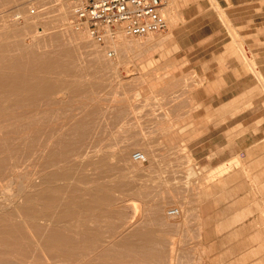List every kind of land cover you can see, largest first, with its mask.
Instances as JSON below:
<instances>
[{
	"label": "rangeland",
	"instance_id": "obj_1",
	"mask_svg": "<svg viewBox=\"0 0 264 264\" xmlns=\"http://www.w3.org/2000/svg\"><path fill=\"white\" fill-rule=\"evenodd\" d=\"M64 1L68 2V0ZM51 2V0H19L1 8L0 11H4V15H10L8 19L10 18L11 22H8L15 25L13 26L16 28L14 31H18L12 33L6 42H21L28 48H35L37 40L40 43V50H56L61 46L70 50L74 49L76 67L82 68L81 71H83L80 81L85 84L98 82L99 89H94L93 94L82 92L78 96L81 100L87 97L88 99H86L90 100L89 104L91 103L92 106H99L98 113L94 116L95 121L89 125L92 127H88L85 131L87 135L85 134L83 146H87L91 150L86 147L83 149L82 146L78 156L73 157V162L70 164L77 169H74L75 172L72 173L75 178L85 175L96 180L100 175H96L97 170H91V167L87 166L88 163H91L87 162L88 160L97 162L99 159H104L103 163L113 165L114 171L111 176L109 174L104 178L101 175L98 181L111 184L121 179L123 184L121 192L111 187L108 189L114 197L112 202L121 203L124 218L121 219L122 222L116 220L117 226L112 230L108 228L105 220L89 221V215L95 210L90 208L87 197L85 201L79 203L62 200L59 204L47 206L50 193L47 195L45 190L48 187L52 190L51 194L57 192L58 196L63 199L70 193L68 187H62L55 191L58 185L69 183V181L57 180L55 177L51 178L53 181L49 180L41 186L37 185V182L43 178V173L55 175L65 165L63 162L46 163L47 167L43 169L44 171L41 168L42 165L44 168L49 151L54 146L53 141L57 137L55 135L64 133L63 129H66V126L63 124L62 128L60 115L54 111L53 113L49 112L52 110V105L47 108L50 105L35 104L30 109L36 117L37 124L35 123L30 131L31 137L24 140L23 143L34 142L36 150L40 153L35 152L34 149L31 156L19 159L16 167L12 169L11 175L5 174L0 177V214L8 212L12 208H10L11 204L7 198L14 204L19 202L21 206L25 204L27 197L30 199L28 203L30 209L27 215L8 216L11 223H20L24 232L28 233V240L24 241L28 243V247L25 253L1 254L0 257L9 259L13 264L28 262L33 264H121L132 259L124 258L123 250L116 248L115 243L120 241L122 235L123 237L127 234L130 235L131 231L135 229H149L154 230L157 235L164 232L161 233L163 239L158 245L159 264H264V249L259 248L260 245L264 246V233L256 232L258 228L254 222L256 218L246 222L250 224V234L240 236L248 238L244 247L241 248L240 245L236 251H231L223 248L224 243L221 244V248H212L203 241L202 229L199 226L200 220L197 215L200 199L205 189L222 174L213 176L211 171L206 168L205 163L195 156L196 151L200 152L202 142L210 134L216 132L206 128L216 119L208 117L209 114H203L206 106L210 104V100L204 93L209 82L193 67L191 60L193 54H196L195 58L198 59L204 58L203 56L207 58L208 51H202L201 46L194 49L192 45L196 42H209L208 36L214 34L211 39V48L218 52L223 48L222 44L226 40V34L231 37L236 35L219 3L216 0H164L163 12L167 19V28L159 33L141 38H130L121 32L123 39L130 43V49L127 48L126 53L123 54L113 52V56H108L106 50H111L107 47L109 38L118 30H114L106 43H96L88 36L85 26L82 25L77 29L75 14L77 2L69 0L71 10L69 21L73 25L66 31V29H62L60 23H56V21L59 22V6ZM263 5L264 0H259V22L262 20L260 6ZM227 14L233 17L237 15L232 9ZM3 19L5 18H2L0 12V34L7 31L6 27L2 25L4 24ZM25 19L33 22L21 29ZM17 28L21 30H17ZM170 30L171 35L164 43L155 45L145 43L147 38L153 37L154 41H158L167 37ZM74 34L83 35L88 44L83 48H78L79 44L71 37ZM68 38H71L72 42ZM93 50L100 51L105 57L106 64L102 67L91 62ZM246 69H252L258 73V84L225 104L227 106L225 114L226 138L233 139L246 132L258 134V137L264 138V80L256 66H246ZM59 96L61 97L62 93L53 94L55 99H59L57 98ZM65 96L67 99L69 95ZM260 96L263 97L258 100L257 97ZM85 103L88 102L82 100L80 105H73L67 109L71 119H79L83 116L81 114L88 109ZM36 109L39 110L35 112ZM45 112L50 113L51 116ZM51 113L57 114L54 115L56 117H52ZM118 113H121L122 116H119ZM43 116L46 117V119L43 118L44 121ZM47 117L53 118L54 122ZM242 121L252 122L253 125L238 130L236 127L233 129L236 123ZM49 122L52 123H50L51 126ZM40 125L43 126V129ZM56 128L59 130L62 128L63 132L58 133L59 130ZM42 131H45V137ZM47 134L48 136L51 134L53 139L51 136V138L47 137ZM49 141L51 142L49 143ZM13 142L17 141L13 140ZM167 142L170 144H165ZM21 146L23 145L21 144ZM40 150L45 153H41ZM86 150L90 151L87 156L84 155ZM136 151L145 152L147 158L145 163H136L132 159V154ZM34 153H38L39 158ZM169 154L176 155L177 160L163 161L162 157ZM44 155H47L46 160ZM48 166L52 167L48 168ZM169 167L175 168L176 175L171 188L166 181V175H168L166 169ZM27 176H31V180L26 179ZM24 182L29 183L23 186ZM99 183L88 186L81 182L80 193L83 195L87 189L93 188ZM142 189L145 195H140V197L138 191H142ZM169 189L176 190V192L170 193ZM134 208L136 215L133 218V223H130ZM173 208H178L181 214L170 217L167 212ZM151 212L157 218L151 219L149 215ZM95 225H98L99 228ZM34 226L39 228L38 232L33 230ZM91 227H95L94 229H99L103 233L100 232L99 239L104 238L95 243L90 250L87 248L86 241H76L75 252L68 250L61 252L53 247L54 242L52 245H46L42 239L48 236L49 231L58 230L60 231L59 237L67 236L79 240L80 237L87 236L82 234V231L89 230ZM121 227H126V231L122 232ZM106 230L111 235H106ZM38 240H41V245H45L46 249L40 250V246L37 245ZM172 243L173 252L172 249H169ZM162 252L165 255L161 254Z\"/></svg>",
	"mask_w": 264,
	"mask_h": 264
},
{
	"label": "bare ground",
	"instance_id": "obj_2",
	"mask_svg": "<svg viewBox=\"0 0 264 264\" xmlns=\"http://www.w3.org/2000/svg\"><path fill=\"white\" fill-rule=\"evenodd\" d=\"M16 1H19V0H0V9L3 8L4 6L10 5ZM51 1L55 5L59 6V9H60L59 10L60 11L59 12L60 13L59 14V22L56 21V23H60V26L63 27L62 29H66V31H67V29L73 25V24L71 25V22L69 21V16H71L70 15L71 10L69 8V0H68V2L67 1L65 2L64 0H51ZM70 4H72V3H70ZM0 12L2 13V18H5L2 20L4 23L2 25H4L6 27V30H7L6 32L4 31L5 33L0 34V177L4 176L5 174H7V176L11 175L13 173L12 169L14 167H16V165L19 162V159L21 157L25 158V157L31 156L34 149H35V152L36 151L38 152V150H36V148H35L36 145L34 144V142L23 143L24 140L26 141L27 138L31 137L30 131L33 129V127L36 123V117L34 114H32L30 107L34 106L35 104H39V103H42V104L44 103L45 105L46 104L50 105V106H47V108L51 107V105H52L53 106L52 110L50 108L51 111H49V112L53 113V111H54L55 113L60 115L62 117V118L59 117L62 121L61 126L63 128V124H64V126H66V129H63L65 131H64V133H62L63 132L62 128L60 130L58 128H56V130H59L58 133H60V131H62L61 132L62 134L55 135V137L57 136L56 138L54 137L55 141L52 140L54 142V146L51 147V150L49 151L48 156L47 155L43 156L44 158L47 156L48 159L45 158V160L47 159V161H45L44 168H43V165L41 168L43 170V169H45V167H47V164H53L56 162H63L65 165L63 168H61L62 170L59 169L60 170L59 173H57L55 175H51L49 173H43V175H42L43 178H41L40 181L37 182L38 183L37 185L41 186L43 183H45V182L47 183L49 180H51L52 177H55V178H57V180H60V181H69V183L67 185H63V184L58 185L55 188V191H57L58 189H61L62 187H68L70 190V193L65 197V199H63L61 196H58L59 193H57V192L54 194H51L52 190L50 187H48V189H46L45 191H47V195L50 193V196H48L47 203L46 202L45 203L47 204V206H49L50 204L51 205L59 204V203H61L62 200L64 202L79 203L80 201H85L86 197H87V199L89 200L88 204H89L90 208L95 210L91 215L88 214L89 215L88 220L89 221L105 220L109 229L112 230V229L116 228V226H117L116 220L121 221V219L123 220L124 217H123V213L121 211V203L117 204L116 202L115 203L112 202V201H114V197L109 193L110 190L108 188H110V187L115 188V189H117V191L121 192V190L123 188L122 181H121V179H119L117 182H113L111 184H107L103 181L101 183H99L100 181H98V178L101 175H103L104 178L106 176H108L109 174L111 176V173L114 171L113 165H108L107 163H103L104 159H99V160H97V162L88 160L87 162H91V163H88L87 166H90L91 170H97L96 175H100L99 177L97 176L98 178L96 180L94 178H91L90 176H85V175H84V177L78 176L77 178H75V176L72 174L75 172L74 171L75 167L72 166V164H70L73 162L72 158L78 156L79 150L84 145V139H85V136L87 135V132H85V131H87L88 127L89 128L92 127V126L90 127L89 125L91 123L93 124V121H95L94 116L98 113V107L99 106L96 107L94 105L92 106L91 103L89 104L90 100H87L88 99L87 97H86L87 99L82 98V100H86L88 102V103H85L86 106L88 107V109L86 111H84L83 114H81L83 116L79 119H73V118L71 119V117H70L71 115L68 114L67 109L70 106L78 105V104L80 105V103H82V100L78 97L79 95H81L82 92L92 93V91L94 89H96V88L99 89L98 82L97 83H90L89 82V83L85 84V83L80 81V78L83 74L82 73L83 71H81L82 68L78 69L76 67L77 66L75 63L76 54H75L74 49L70 50L69 48L61 46V48H58L56 50H54V49H52V50H48V49L42 50L41 49L40 50L39 49L40 43L37 40L35 41V43H36L35 48H28V47L24 46L21 42H14V43L6 42L11 37L12 33H16L18 31H14L15 27H13V26H15V25L10 24V22H11L9 20L10 18L8 19V17L10 15L9 16H8V14H7V16L4 15V11H2V10ZM167 12H169V11H167ZM162 13L164 14L163 9H162ZM76 19H77V17H76ZM8 21H10V22H8ZM76 21H77V29L81 28L80 26L82 24L79 22L78 19ZM32 22L33 21H28L27 19H25L24 25L20 28L23 29L27 25L32 24ZM35 26H37V25H35ZM20 28H17V30ZM15 30H16V28H15ZM85 31L87 32V29H85ZM121 32L123 33V31L120 28H118V32H116L111 38H109L107 47L111 48V50L110 49L106 50V53L108 56H109L110 51L115 52L116 54L117 53L123 54V53H126L127 48H128V50L130 49L129 48V47H131L130 43L127 40L123 39V37L121 36ZM113 33L114 32H110L107 35V37L105 39V43H106L108 37H110ZM87 34H88V32H87ZM74 35H76V34H74ZM74 35L71 37H73L72 40L74 39L76 41V43L79 44V45H77L78 48L79 47L83 48L88 44L87 40H85L83 38V35H76V36H74ZM88 36H89V34H88ZM169 36H170V34L167 35V37L165 36L158 41H156V40L154 41L153 37L150 39L147 38V40H146L147 42H145V43H150V44H154V45L155 44H162L169 38ZM60 39H61V37H60ZM69 40H71V38ZM72 40H71V42H72ZM64 42H67V41L64 40ZM140 42H142V41H140ZM13 51H15V52H13ZM91 60H92L91 62L93 64H96V65L101 66V67L106 64L105 63V57L98 50L97 51L93 50V52L91 53ZM115 66H116V64H115ZM54 93H58V94L62 93V96L57 97L59 99H55L53 97ZM65 95H69L67 97V99H65V97H66ZM92 102H93V100H92ZM42 104H41V107H42ZM96 105H97V103H96ZM81 106H82V104H81ZM41 107H40V109H41ZM83 108H84V106H83ZM37 110H39V109H36L35 112ZM38 112L40 113L41 111H38ZM103 112H105V111H103ZM115 112L117 113L118 111L116 110ZM42 113L44 114V112H42ZM45 114L50 115V113H48V112H45ZM57 114H52V117L55 118L56 116H54V115H57ZM118 114H119V116H122L121 113H118ZM48 115H46V116H48ZM37 116H38V114H37ZM101 116H102V114H101ZM44 117L45 116H43L42 119ZM99 117H100V115H99ZM45 119H46V117H45ZM45 119H43V121ZM52 119L53 118H51L49 120L53 121ZM55 121H56V119H55ZM40 123H43V122H40ZM50 123L51 122H49V125H50ZM53 124H55V123H53ZM38 127H36V128H38ZM40 127H41V125H40ZM40 127H39V129H40ZM36 128H35V130L37 131ZM41 128L43 129V126ZM49 129H51V128H49ZM42 132H44L43 134L45 137V131H42ZM50 136H51V134L49 136L47 134V137L51 138L52 136L51 137ZM52 139H53V137H52ZM13 140H16L17 142H13ZM46 140H48V139H46ZM49 140H51V139H49ZM50 142L51 141H49V143ZM35 143H37V142H35ZM21 144L23 146H21ZM85 147L90 149L87 146H83V149ZM89 152L90 151L86 150V152H84V155L87 156V154ZM38 153H40V152H38ZM41 153H45V152L41 151ZM143 153L145 154V152H143ZM37 154H35V155H37ZM38 158H39V156H38ZM238 162H240V161H238ZM39 163L42 164L41 162H39ZM136 163H140V162H136ZM141 164H143V163H141ZM233 165H237V163L227 161V162L219 165L218 167L211 169L210 173H212L213 176L215 174L221 175V174L227 172L231 168V166H233ZM51 167L48 166V168H51ZM75 170H77V169H75ZM46 171H47V169H46ZM103 176L101 177V179L103 178ZM26 179L31 180V176L30 177L27 176ZM51 181H53V180H51ZM81 182L85 183L88 186H90L91 184H94V183H99V184H97V186H95L93 188L87 189V191L82 195L80 193V190H79V185L81 184ZM25 183L26 182H24V184H22V185L26 186L27 183H29V182H27L26 184ZM28 186H29V184H28ZM140 195L141 194L138 191V196H140ZM142 196H144L143 189H142ZM7 199L9 200V203L11 204V205H9L10 208L11 207L12 208L10 211H8L4 214H0V255L1 254L2 255H11L12 253H25L27 251L28 243H26L24 241H25V239L28 240V233L24 232V229L20 223H17V224L11 223L8 219V216H10V217L21 216L22 214L27 215L29 213V209H30V207L28 206L30 199L27 197L25 199V204L23 206H21L19 202L14 204L9 198H7ZM90 202H92V203H90ZM173 209H177L179 211V214H181L180 210L178 208H173ZM135 213H136V211L134 208V216L136 215ZM167 213H169V210ZM134 216L130 219V223L131 222L133 223ZM172 217H176V216H172ZM169 224H170V222H169ZM178 225H179V223H178ZM96 227L99 228L98 225ZM94 228L91 227L89 230L88 229L83 230L82 234H86L87 236L86 237H80L79 240L71 238V237H67V236L59 237L60 231H58V230L49 231L48 236L47 237L43 236L45 238H42V239L46 245H48V244L52 245V242H54L55 245L53 247H55V249L57 251H61V252L67 251V250L71 251V252H73V251L75 252L76 251V241H79V242L86 241L87 242L86 243L87 248L90 250L94 247L95 243L99 242L102 238H104L101 236L102 238L99 239L101 231L99 229H94ZM128 228H130V227H128ZM122 229H123V231H126V227H123ZM33 230L38 232L39 228L37 226H34ZM107 234H110L108 232V230H106V235ZM137 234H138V232L136 230V232H133L130 235L127 234L124 237L122 235V237L120 238V241L115 243L116 248H121V250H123L122 256H124V258L132 259L129 262H123L121 264H159L160 263L159 262L160 261L159 260V258H160L159 253L160 252L158 250V247H152L150 250H147L145 247V245H146L145 239H143V237H140ZM31 235H33V233H31ZM40 241L38 240V242H37V245L40 246V250L46 249L45 248L46 246L43 244L41 245ZM153 243L156 244L155 239L153 240ZM169 247H170L169 249L171 250L172 247H174L173 243H172V246H169ZM82 248L84 250L83 246H82ZM172 252H173V249H172ZM161 254H164V253L162 252ZM168 262L169 261L167 260V263ZM0 264H13V263L9 259L0 257ZM26 264H33V263L28 262Z\"/></svg>",
	"mask_w": 264,
	"mask_h": 264
},
{
	"label": "crops",
	"instance_id": "obj_3",
	"mask_svg": "<svg viewBox=\"0 0 264 264\" xmlns=\"http://www.w3.org/2000/svg\"><path fill=\"white\" fill-rule=\"evenodd\" d=\"M216 1L236 35L231 37L226 34L223 48L218 52L211 48L214 34L208 36L209 42H196L192 45L194 49L201 46L202 51H208L207 58L203 56L204 58L198 59L195 58L196 54H193L191 60L193 67L209 82L204 93L210 104L206 106L203 114H209L208 117L216 119L206 127L216 132L202 142V148L199 153L196 151L195 156L203 161L210 171L227 161L236 162L237 165L231 166V170L208 185L200 199L197 215L206 244L212 248H221L224 243V249L236 251L240 245L241 248L244 247L248 239L247 236H240L250 234V224L246 223L250 219L256 218V232L264 233V138L250 132L233 139L226 138L225 104L258 84V73L246 69V66H256L264 80V5L260 6L262 20L259 22V0ZM230 9L237 15L229 16L227 13ZM169 34L171 35V30ZM235 125L233 129L236 127L238 130L248 128L253 123L242 121ZM162 158L163 161L170 162L177 160L176 155L172 154ZM174 169H166V181L170 188L176 179ZM139 192L142 196V191ZM169 192L176 190L169 189ZM143 194L145 195V192ZM149 215L151 219L157 218L153 212ZM133 216L134 212L131 218ZM136 230L137 235L145 239L147 250L158 247L163 239L161 233L164 232L157 235L154 230L135 229L131 233ZM154 239L156 244L153 243ZM259 248L264 249V246L260 245Z\"/></svg>",
	"mask_w": 264,
	"mask_h": 264
},
{
	"label": "built area",
	"instance_id": "obj_4",
	"mask_svg": "<svg viewBox=\"0 0 264 264\" xmlns=\"http://www.w3.org/2000/svg\"><path fill=\"white\" fill-rule=\"evenodd\" d=\"M75 14L86 27L91 39L104 44L107 35L120 28L130 38H141L159 33L167 28L166 16L162 13L164 0H75ZM81 25V26H82ZM109 52V56H113ZM135 162L145 163L143 152L132 154ZM177 209L168 215L177 216Z\"/></svg>",
	"mask_w": 264,
	"mask_h": 264
}]
</instances>
